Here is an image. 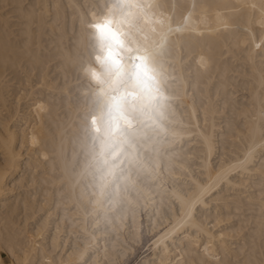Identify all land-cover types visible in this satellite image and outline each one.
I'll list each match as a JSON object with an SVG mask.
<instances>
[{"label": "bare ground", "instance_id": "6f19581e", "mask_svg": "<svg viewBox=\"0 0 264 264\" xmlns=\"http://www.w3.org/2000/svg\"><path fill=\"white\" fill-rule=\"evenodd\" d=\"M131 3L0 0V255L10 264H125L146 236L135 264H264V0ZM107 15L158 62L168 98L154 143L111 181L84 71L89 24ZM252 149L184 218L220 162L235 165Z\"/></svg>", "mask_w": 264, "mask_h": 264}, {"label": "snow or ice", "instance_id": "6c2138e0", "mask_svg": "<svg viewBox=\"0 0 264 264\" xmlns=\"http://www.w3.org/2000/svg\"><path fill=\"white\" fill-rule=\"evenodd\" d=\"M117 3L121 8L133 6L131 0H117ZM135 6L139 7V5ZM89 27L92 30L90 41L92 61L84 71L92 81L101 86L93 92V104L98 116L93 115L91 117L90 127L96 133L95 138L99 140V157L104 168V176H108L113 174L112 160L116 158L113 149L120 142L117 136L121 133V122H128L126 104L130 102L129 98H139L149 102L154 100L159 92L158 80L152 54L144 47H137L136 49L130 47L129 34L121 28V21L114 20L111 15H107L90 23ZM180 30L179 27L176 29L168 28L169 33ZM164 40H167V34H165ZM96 66H99V70ZM129 86L135 91H129ZM261 120L264 121V112L261 113ZM253 132L255 133V130ZM124 140L127 141V138L124 137ZM259 141L260 156L264 157V125L259 131ZM36 142V137H33V143ZM245 148L247 149V145ZM214 151V145L209 143V155ZM254 155V149L248 150L244 160L239 161L238 159L235 165L230 164L228 160L221 161V170L217 173L216 180L193 190L192 198L186 204L184 218L189 217L198 204L207 203V199L212 198L208 194L215 187L216 182L223 179L231 168L242 167ZM226 164L229 165L227 169L224 168ZM208 166L209 162L206 160L205 167ZM211 168L213 171L216 170L215 163L211 165ZM261 191L262 201H264V189ZM177 215L179 216V209ZM184 218L178 220L177 223H183ZM176 226L173 224L168 225V227L161 225L160 236L157 239L165 236L169 228L174 230ZM4 259L5 257L0 255V260Z\"/></svg>", "mask_w": 264, "mask_h": 264}, {"label": "clouds", "instance_id": "9594fccd", "mask_svg": "<svg viewBox=\"0 0 264 264\" xmlns=\"http://www.w3.org/2000/svg\"><path fill=\"white\" fill-rule=\"evenodd\" d=\"M125 33L127 31L125 30ZM129 44L132 49L142 47L128 36ZM99 70V66H96ZM89 78V77H88ZM94 90H98L101 86L89 78ZM129 91L135 89L129 86ZM158 95V94H157ZM157 95L152 101H142L139 98H129L130 102L126 104L128 122H121V133L117 136L119 143L113 149L116 153V158L112 160L114 165L113 174L106 176V181H111L122 171V166L135 158L134 154L141 148H149L155 141V137L159 135L161 129L158 119L159 113L156 109ZM97 115L95 111L91 112L88 120L91 125V117ZM93 134L96 133L92 130ZM127 138V141L124 140ZM122 180H127V177H122ZM131 183V181H129Z\"/></svg>", "mask_w": 264, "mask_h": 264}, {"label": "rangeland", "instance_id": "374dc122", "mask_svg": "<svg viewBox=\"0 0 264 264\" xmlns=\"http://www.w3.org/2000/svg\"><path fill=\"white\" fill-rule=\"evenodd\" d=\"M148 240L151 241V238L145 236L143 238V242H142V244L140 246V250L139 249L135 250L134 253L129 256V258L127 259V261H126L125 264H135V262H136L135 260H137V259L139 260L140 257L146 255V252L145 251H146V249L148 247V244L150 243V241H148ZM2 255L5 257V259H4L5 264H10L7 256L5 254H2Z\"/></svg>", "mask_w": 264, "mask_h": 264}]
</instances>
